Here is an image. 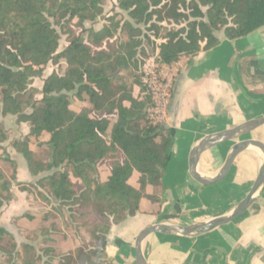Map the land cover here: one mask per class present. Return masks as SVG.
I'll return each instance as SVG.
<instances>
[{"label": "trees", "instance_id": "obj_1", "mask_svg": "<svg viewBox=\"0 0 264 264\" xmlns=\"http://www.w3.org/2000/svg\"><path fill=\"white\" fill-rule=\"evenodd\" d=\"M103 1L0 0V214L15 197L17 162L3 122L14 116L30 130L11 146L35 178L18 181V188L49 208L44 220L67 207L86 232L59 264H108L113 226L136 216L143 198L157 208L162 203L153 191L165 185L176 138L149 121L153 101L139 73L147 47L171 65L217 47L221 35L239 40L264 28V0H118L128 18L104 15ZM100 17L102 28L87 26ZM50 63L64 70L43 78ZM35 78H43L41 89ZM77 101L87 105L77 108ZM3 162L14 166L11 174ZM42 249L45 261L35 245L18 243L0 225L8 264H52L59 252L48 244Z\"/></svg>", "mask_w": 264, "mask_h": 264}, {"label": "crops", "instance_id": "obj_2", "mask_svg": "<svg viewBox=\"0 0 264 264\" xmlns=\"http://www.w3.org/2000/svg\"><path fill=\"white\" fill-rule=\"evenodd\" d=\"M170 66L178 71L174 90L176 102L179 103L175 126L178 155L173 153L167 166L165 185L158 189V194L164 201L196 199L199 196L215 199L217 193L208 189L216 186L204 188L190 176L188 154L203 137L264 116V28L239 40L221 35V43L217 47L202 51L193 58L183 57ZM251 133L254 134L253 139L264 142V125ZM219 146L207 150L200 158L198 169L205 176H216L225 164L207 163L205 169L200 165L205 153L211 159ZM251 147L240 153L234 162L230 174L235 171L237 182L244 177L253 184L263 164L258 171H255L253 164L246 168L236 164ZM22 171L26 178L20 181L35 179L27 164ZM103 173L105 176L108 174L106 171ZM187 189L194 190V193L189 196ZM254 205L252 210H247L229 225L217 228L213 231L216 234L210 238L152 234L143 243L144 255L149 264H189L202 257L207 264H264V185ZM157 207L158 204L143 198L141 211L136 216L113 226L107 246L109 259L124 256L129 264H136V239L133 237L139 234L143 226L136 228L129 239L119 236L118 229L124 227L129 219L140 215L150 216L153 223L162 222L157 221ZM51 237L46 241L61 252V246L65 243H56ZM79 245L80 242L71 251Z\"/></svg>", "mask_w": 264, "mask_h": 264}, {"label": "rangeland", "instance_id": "obj_3", "mask_svg": "<svg viewBox=\"0 0 264 264\" xmlns=\"http://www.w3.org/2000/svg\"><path fill=\"white\" fill-rule=\"evenodd\" d=\"M103 4L104 15H110L114 11H118L121 12L123 16L128 18L127 13L121 11L118 8V0H104ZM103 24L104 20L102 19V17H100L95 22H87L88 27L93 26L96 29L102 28ZM164 26L168 28L179 27L174 23H164ZM149 34L153 35L152 32H149ZM65 45L66 36L63 35L60 48L63 49ZM146 52L147 56L142 57L143 59H145L142 70L151 62H160L158 60L156 51L154 52L150 46L147 47ZM64 67L65 65L62 63L60 65H54L50 63L46 71L44 72L43 78L54 71L62 73ZM141 72L139 71V73ZM177 74L178 71L174 70L172 100L168 112V122L166 123V125L172 124L174 116V107L177 99L175 97L174 90ZM43 78H35L33 81V86L41 89L43 86ZM75 105L77 108H80L86 106L87 104L77 101ZM3 122L10 136L9 141L7 142L8 152L10 156L17 162V180H15L13 183V192L15 197L10 203H7L4 206L3 212L0 214V225L10 229L15 234V238L18 243L25 242L35 245L38 254L43 257V261H45L49 256L46 255L42 249L44 245H47L49 243L48 241H46V238H50V236H52L53 239L56 240V243H65L63 246H61V252L58 253L57 251L58 254H51L57 257L52 264H59L58 261L60 257L63 254L70 252L79 242L81 243L82 237L86 236V232L84 231V229H78L72 222L70 211L67 207H62L59 211H57L56 213L58 215H51L49 219L44 220L43 215L49 210V208L44 207L41 202H37L33 194L27 191H21L18 188V181L25 180L26 178L24 171H22L26 168V160L11 146V142L15 139L24 137L29 132L30 126L28 123H18L16 121V117L14 116L3 118ZM253 136L254 134L251 133L242 138H238L220 145L219 147H217V152L211 159L208 158V153H205L200 164L202 169L208 167L207 163H216L221 165V163L225 162L229 157V154L235 143L244 139H253ZM263 161L264 155L262 151L260 149L251 147L243 155H241L236 164L240 165L243 168H246V166H248L249 164H253L255 171H258V168L263 163ZM2 166L8 171L9 174L12 173V169L14 168V166L9 164L8 162H3ZM208 170L212 171L210 168ZM137 176L138 173L134 172L131 178V182L135 186H138ZM235 180V171H233L228 177L227 181L223 182L222 185H218L212 189H208L212 190V193H217V198L215 199L212 198L208 200L203 196H199L196 199L194 197H191V199H185L182 197V205H177V207L175 208L171 207L170 203L167 202L165 206V212L158 216L157 221H167L168 223L173 224L189 225L209 220L219 215H229L235 209L238 203L247 195L252 185L251 181L245 179L244 177H242L238 182ZM159 188L161 189V187ZM158 189L154 190L153 192H160V190ZM162 191L161 193H163ZM186 193L190 196L192 193H194V190L187 189ZM148 208H150V206H148ZM25 213H28L29 216H33V219L27 217H19V215ZM152 224L154 223L152 222L150 216L140 215L136 218L129 219L124 227H121V229L119 228V236L122 235L123 238L129 239L136 228L138 229V227L143 226V230L144 228L151 226ZM48 228L51 229L50 233L46 232ZM223 228H227V226ZM213 234L216 233L212 232L205 236H201L200 238H210L214 236ZM135 235L137 237V233ZM136 237H133V239L135 240ZM0 264H8L7 255L0 254ZM108 264H129V261L127 260V258H124V256H122L119 258L117 257L116 259L110 258L108 260Z\"/></svg>", "mask_w": 264, "mask_h": 264}, {"label": "water", "instance_id": "obj_4", "mask_svg": "<svg viewBox=\"0 0 264 264\" xmlns=\"http://www.w3.org/2000/svg\"><path fill=\"white\" fill-rule=\"evenodd\" d=\"M178 108H179V103L176 102L174 107V116H173L172 124L166 125V128L171 130L174 136L176 133L175 126L178 115ZM262 125H264V116L247 120L234 127L220 130L203 137L194 145V147L191 149L189 153L188 165H189L190 176L195 181H197L198 183L204 186H212L226 179L238 155L243 151H245L247 148L251 146H255L259 148L264 154V142L262 140L244 139L233 145L229 157L227 158L223 168L216 176L207 177L204 174H202L198 169L200 158L204 152L220 144L226 143L228 141L242 138L250 134L257 128L261 127ZM177 152H178V143L176 141L174 144V150L166 158L165 166H168L173 153H177ZM263 185H264V161L249 192L238 203V205L229 215H221L209 220H205L202 222L193 223L189 225L159 222L144 228L139 232L135 240L136 264H149L143 252V243L150 235L159 233V234L176 235L182 237H195L206 234L220 226L227 225L232 221H234L236 218H238L247 210H252L254 208V202ZM165 206L166 205H164V207ZM189 264H200V263L191 262Z\"/></svg>", "mask_w": 264, "mask_h": 264}, {"label": "built area", "instance_id": "obj_5", "mask_svg": "<svg viewBox=\"0 0 264 264\" xmlns=\"http://www.w3.org/2000/svg\"><path fill=\"white\" fill-rule=\"evenodd\" d=\"M142 80L147 93L152 97L149 108V121L153 125H164L168 122V112L172 100L174 68L161 62H151L142 70Z\"/></svg>", "mask_w": 264, "mask_h": 264}, {"label": "flooded vegetation", "instance_id": "obj_6", "mask_svg": "<svg viewBox=\"0 0 264 264\" xmlns=\"http://www.w3.org/2000/svg\"><path fill=\"white\" fill-rule=\"evenodd\" d=\"M232 141V140H231ZM229 142V141H228ZM224 144V143H223ZM221 145V144H220ZM219 146V145H218ZM173 150H174V146H173ZM172 150V151H173ZM190 153V152H189ZM174 155H178V153H174ZM188 158H189V154H188ZM226 162V161H225ZM188 163V162H187ZM235 164V163H234ZM234 164H233V166H234ZM224 166V165H223ZM233 166H232V168H233ZM223 168V167H222ZM221 168V169H222ZM232 168H231V170H232ZM220 169V170H221ZM231 170H230V172H231ZM188 172H189V165H188ZM230 172H229V174H230ZM229 174H228V176H229ZM228 176L226 177V179L228 178ZM225 179V180H226ZM225 180H223L222 182H224ZM222 182H219V183H216V184H214V185H212V186H218L219 184H221ZM254 183V182H253ZM200 185H202V184H200ZM253 185V184H252ZM202 186H204V185H202ZM205 187H208V186H204V188ZM252 187V186H251ZM167 202H169L170 203V206L171 207H173V208H175V207H177V205L178 206H180L181 205V200L180 199H177V198H175L174 200H163L162 199V203H161V205L159 206V208H158V211H157V216H159V215H161L162 213H164L165 212V207H164V205L167 203ZM172 202H175V203H172ZM255 203V202H254ZM255 206V205H254ZM245 213V212H244ZM220 216V215H219ZM237 219V218H236ZM162 222H164V221H162ZM233 222V221H232ZM231 222V223H232ZM230 224V223H229ZM229 224H227V225H229ZM223 226H225V225H223ZM221 227V226H220ZM219 228V227H218ZM217 229V228H216ZM216 229H214V230H212V231H210V232H208V233H206V234H203V235H200V236H195V237H201V236H205V235H207V234H209V233H212L213 231H215ZM192 262H198V263H200V264H207V263H205V260H204V258L202 257V259H200L199 261H192ZM189 263H191V262H189Z\"/></svg>", "mask_w": 264, "mask_h": 264}, {"label": "bare ground", "instance_id": "obj_7", "mask_svg": "<svg viewBox=\"0 0 264 264\" xmlns=\"http://www.w3.org/2000/svg\"><path fill=\"white\" fill-rule=\"evenodd\" d=\"M252 147H255V146H252ZM207 177H210V176H207Z\"/></svg>", "mask_w": 264, "mask_h": 264}]
</instances>
